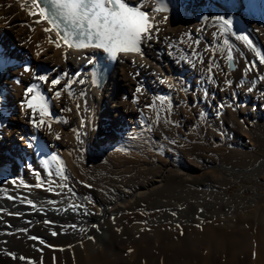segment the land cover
<instances>
[{"label":"bare ground","instance_id":"obj_1","mask_svg":"<svg viewBox=\"0 0 264 264\" xmlns=\"http://www.w3.org/2000/svg\"><path fill=\"white\" fill-rule=\"evenodd\" d=\"M222 1L224 0H211L213 3L208 0H143V10H149V16L155 17L152 21L155 28L152 38L142 42L141 53L120 52L112 57L102 49L91 46L86 48L68 47L60 40L61 47H57L59 59L56 64L59 66L60 74L64 75L65 83H70L73 86L77 98L78 110L76 111H79V114L71 120L78 127L75 128L76 132L59 126L61 130L58 135L62 134V143L55 137L54 126L56 125L53 123L52 116L35 115L33 117L31 110L22 108V113L18 117L22 123L21 126L14 122L7 123L8 113L14 110L10 94L19 96L20 99H28L26 89L34 85L31 78H25V88H20L19 92L16 91L17 87L14 86L12 88L14 91H12L6 85L10 75L16 73L19 63H24L26 60L19 47L25 46L34 49L40 46L36 42L29 43L26 28L33 26L38 37L47 38L54 45L58 40L57 29L53 28L50 32L44 31L45 28L52 26L47 20H40L39 8L35 4L38 3L39 7L49 9V13L51 6L48 0H0V197L9 199L11 196L13 199L9 200L13 203L25 205L24 208H18L15 205L0 204V264H126L129 257L125 252L130 248H135V253L131 256L132 259H135L134 264H142V262L145 264H264V192H255L253 198L249 195L243 196L244 207L239 214L243 230L237 227L244 234L252 225L253 220H256L260 225L262 243L252 242L249 246L248 242L251 238L237 237L238 234L235 233L237 229L232 228L236 227L233 224L230 230L227 229L228 227L226 229L217 227V229L208 221L200 224L199 219L196 220L192 217L185 224H176L182 214L192 216L198 208H201V200L214 194L211 189L216 188L215 185L219 182L221 183L224 173L235 180L242 178L263 181V156L253 159L251 155L244 153L232 156L228 160L225 159L226 163H219L218 157L214 156L215 154H210L208 146H205L201 152L206 164L201 166L196 164L197 162L188 161L187 163L185 160L175 164L177 161L173 163L174 160L171 161L169 155L158 160L160 158L154 157L155 151L149 157L137 160L139 156L138 158L135 156L137 159L135 157L133 159L130 157L131 155L125 156L128 152L120 155L115 150L119 156L114 157L111 150L105 146V139L115 138V136L117 140L121 139L117 134H113L111 128L124 132L121 126L123 125L121 114L128 107L126 99H123L125 93L124 97H121L124 86H134L141 82L147 83L152 87L154 96L158 99L165 96L168 87L166 84L170 80L173 83L187 84L188 87L192 85V89L195 90H198L200 85L203 87L204 81L201 77L203 65L200 67L186 61L190 56L189 52L188 54L186 52L183 60L174 56L170 46L167 47L168 38L189 34L193 36L194 40L206 42L210 46H217V41L213 39L209 31L212 17L217 15L216 11L212 9L215 5L220 8L218 16L219 14L220 17L227 16L230 21L235 18L237 13L251 12L257 15L256 18L261 21L260 28L264 29V0H237L233 3L234 6L222 4ZM126 2L131 6H136L139 0H126ZM161 2L166 5L165 11H150ZM200 5L208 6L201 8ZM239 5L240 9H237ZM29 9L35 11L37 15H30ZM172 17H178L186 22L182 20L179 24H174ZM19 21L20 24L23 22L25 26L20 25V28L14 26ZM241 24L243 23L241 22ZM256 26V23L253 22L248 26L245 25L244 28L254 33ZM61 28H63V24H61ZM232 28L231 25V30ZM237 30L235 28V31ZM207 37L208 40L205 41ZM233 37L224 39L228 43L226 48L222 46L218 55L227 54L228 56V52L231 50L234 65L233 76L241 79L244 76L243 68H245L247 56L245 58L243 49H240L241 51L237 49L238 44L236 43L239 40L234 42ZM224 41H220V44L225 45ZM186 45L188 47V44ZM204 57L208 63L212 61V56L210 57L208 53L205 54V51ZM41 60L47 61L46 59ZM221 61L223 60L215 61L217 67ZM212 62L214 63V61ZM103 63L108 67L105 71L98 68L102 67ZM224 68L226 69V66ZM223 72L224 70L221 73L218 72L219 83L224 81ZM139 86L140 84L138 88ZM204 87H207V84ZM222 87L211 86L209 89L211 94L207 95V98L200 97L212 115L217 113L216 109L222 102L226 99L229 100L234 94L233 90L228 91ZM236 89L241 98L235 99L234 103L237 106V112L242 113V119L245 121L242 128L236 131L235 138H238L239 134L245 135L244 132H251L253 129L248 123L254 122L264 113V95L259 91H246L240 87H236ZM243 104L247 106L243 107ZM113 112L117 114L119 124L115 122L105 126V122H102L105 119L104 116ZM33 118L37 122L43 119L44 124L39 128L36 127L32 123ZM71 122L67 125L69 128L72 127H70ZM216 126L218 125L216 124ZM16 132H20L23 142H19V148L16 147V149H14V145L13 147L11 145L9 153H6L8 145L15 142ZM70 132L75 133L72 134L73 137L69 135ZM101 135L105 136L104 140ZM8 136L11 138L10 143L6 142ZM159 136L161 137V135ZM235 138H232L233 143L238 145L242 143L240 138L238 140ZM249 143L246 145L242 143V146L250 150ZM59 144L67 147L66 155L62 152L59 153L56 149ZM52 150H55V153ZM150 150L143 149L145 152ZM212 151L214 152V150ZM137 154L134 153V155ZM187 167L191 173H186ZM58 170L62 174L57 175ZM221 170L224 173H221ZM215 172H220V175ZM80 179L85 182V185L76 184L77 181L81 182ZM38 184L42 187H36ZM250 188L253 189L254 186ZM221 189L218 194L224 199L226 194ZM146 193L151 195L154 193V204L150 207L138 205L136 210L139 212L150 208L153 210L152 214L149 212L152 218H147L144 213H139L135 218H133L134 216L131 219L123 218L126 219L124 221L110 219L109 222L99 223L103 229V233L100 234L102 247L98 257L91 256L88 250L94 241L92 239L90 242L79 241L80 237H75V235H79L73 233L75 227L94 231L99 226L90 225L87 221L100 220L106 213L110 214L116 209L121 211L122 205L129 204ZM28 200L35 204V208L27 204ZM57 201H64L65 206H69L71 209L77 208L79 211L67 214L61 208L54 207ZM45 209L49 212H46ZM173 212L175 215L172 214ZM182 217L184 218L183 215ZM45 221L50 223H45ZM81 222L83 223L80 224ZM28 223H30L29 227ZM224 223H227L226 226L231 224L228 225V220H225ZM24 229L27 231H23ZM50 230H56L57 234L54 239L52 238L50 245L45 246L39 242V239L43 240L44 233H48ZM30 237L39 239L33 240ZM137 239L141 242L139 245L134 244ZM249 249L250 254L246 252ZM9 253H14L16 258L14 259ZM20 256L29 259L20 260Z\"/></svg>","mask_w":264,"mask_h":264},{"label":"rangeland","instance_id":"obj_2","mask_svg":"<svg viewBox=\"0 0 264 264\" xmlns=\"http://www.w3.org/2000/svg\"><path fill=\"white\" fill-rule=\"evenodd\" d=\"M236 1L237 0H224L222 1V4H225V5L228 4L229 6L231 5L234 6L235 4L233 3H235ZM208 2H211V0H208ZM207 6H201V8L202 7L205 8ZM212 9L216 11L217 15L215 17H220V14L218 16V13H220L219 12L220 8L217 7V5H215L213 6ZM237 9H240V5H239V8ZM215 17H212L211 26L209 27L210 28L209 31H210V35L213 36V39L217 41V44H216L217 46L215 45L210 46V45H207L206 42L203 43L202 41L194 40L193 36L189 34L187 35L185 34L180 37H170L167 39V44H168L167 47L170 46L169 48L174 56H177L183 60V56L186 55V52L187 54L189 52L190 56L188 57L186 61L188 62L190 61L191 64L198 65L200 67L203 65L201 67L202 68L201 77L204 81L203 87L200 85L201 88L199 87L198 90H195V89H192V85L188 87L187 84H181L177 82L173 83V81L170 80L168 81V84H166L168 87H167L165 96L161 99H158L156 96H154L152 87L149 86L147 83H144V82L139 83L140 84L139 88H138L139 84L138 85L134 84V86H129V87L124 86L123 96L121 97H124V93H125V97L123 99H126L127 106H128L126 107V111L123 114H121L122 115L121 120L123 122V125L121 126L123 127L124 132L118 131L114 128H113L114 129L113 131V129L111 128L113 134L114 135L117 134V136H120L121 139L123 137L124 141L121 139L117 140L116 136L115 138L111 137V139L109 138L106 140L105 136L101 135V138L103 140L105 139L106 141L105 142V146H107L106 148L107 149L109 148L111 150L112 156L118 157L119 154L121 155L124 152L125 153L128 152L125 156L131 155L130 157H132L133 159L135 156H137V158L139 156L138 159L135 157L137 160H139L142 157L143 158L149 157V155L155 151L153 154L156 159L160 158L158 160H161L165 158L166 155H169L171 158V161L174 160L173 163L177 161L175 164H179L181 163L182 160H185L187 161V163L188 161L192 163L197 162L196 164L203 166L206 164V160L203 157V153L201 151L203 148H205V146H208L209 148L208 151H210V154L211 153L215 154L214 156L218 157L217 158L218 160L217 159L216 160L219 163H226V160H228L232 156L234 157L238 155H243L244 153L251 155L253 159H258L262 156L264 157V113H262L254 122H251L252 124L248 123L250 127H252L253 129L251 132L250 131H248V133L244 132L246 136L239 134L238 138H235L237 134L236 133L237 129L239 128L241 129L242 124L245 123V121L242 119V113L237 112L238 111L236 108L237 106H235V103H234L235 99L241 98L239 94L237 93L236 87L237 88L240 87V89L242 90L244 89L246 91H259L264 95V29L260 28L259 24H261L260 23L261 21H259L256 18L257 15L252 14L251 12H247V13L244 12L242 14L237 13L235 18L231 20L233 21L231 22L232 23L231 25L233 26L234 29L232 28V30L230 29V32H226V33L222 32L221 26H220L221 22L214 19ZM177 18L178 17H175V18L172 17V20H173L172 22L174 24H179L183 20V19H179V18L177 19ZM226 19L230 20L228 17ZM241 22L243 24H241ZM253 22L254 24L256 23L257 26L259 25L258 27L256 26V31H254V33L244 28L245 25L248 26L249 24ZM20 25L25 26L23 22H21L20 24V21L18 24L17 23L14 24V26H18L19 28H20ZM235 28L236 30L237 29L238 30L235 31ZM26 30L28 33L27 39L29 40V43L31 44L32 42H36V43H39L40 46L35 47L34 49L31 47L27 48L25 46L19 47L20 52L22 53L23 57L26 58V60L24 61V63H21V62L19 63L16 73H12L10 75L8 82H6V85H8L7 87L11 89L12 91H14L12 89L14 86L17 87L16 91L19 92L20 88L21 89L25 88V78H31L34 81V85L31 86L33 87V93L27 94L26 96L30 97L31 95H35L36 93L39 92L46 97L47 105H48V112L50 113L49 116H52L54 118L53 123L56 125L54 126L55 127L54 134H56V136L55 135L53 136L61 140V142L63 143L62 134L59 133L58 135V132L61 130L60 127H64L69 130L72 129L71 131H74L75 128L76 129L78 128L76 124L74 125L73 121L71 122V120L76 115L79 114V111H76L78 110L77 98L75 97L72 84L65 83L64 75L60 74L59 72V66L56 64L58 63V59H59L57 55V47L54 44H52L51 40L50 42L49 40H47V38H44L41 36L38 37V34L36 33V29L33 26L27 27ZM257 30L258 31L262 30V31L258 32ZM230 36L235 37V38L233 37L232 39L234 42L235 40H239L237 41L238 43H236L238 44L237 49L239 51H241L240 49H243L242 51H244L245 53V58L247 56L246 59L249 61L248 62L246 60V65H244L245 68H243L244 76L241 79L240 78L237 79V77L234 78L233 76L234 71L230 70L227 64L228 63L227 54L224 56L218 55L220 54L218 52H221L222 46L226 48L225 47L226 44L225 45L220 44V41L222 40L224 41L225 38L227 39V37H230ZM242 37H247V39H242ZM207 40H208V37L205 39V41ZM189 41L191 42V44ZM186 44H188V47ZM205 44L206 46H204ZM204 51H205V54L208 53L210 57L212 56L211 58H212V61H214V63L212 61H210V63H213V64H210L208 63V61H206L204 57ZM224 52H226V50H224ZM37 53H39V55ZM41 59H46L47 61L41 60ZM218 59L223 60L220 63V65L222 66L219 65L217 67V63L215 61H218ZM206 63L207 65H205ZM214 65H216V67H214ZM224 65L226 66V69L224 68L225 67ZM220 67L222 68V70ZM216 70L217 72H215ZM219 70L221 71L224 70L223 72L224 81L222 80L223 82L221 83H219L220 81L217 80L218 79L217 75L221 73V71ZM40 75H46L48 77V82L40 81L38 79ZM52 79H59L60 84L57 86L51 85L50 81ZM205 84H207L208 88L204 87ZM215 85L221 86V87L223 86L222 88L224 89L226 88V90L228 89V91L233 90L232 93L234 94L232 98H230L229 100L226 99L227 100V101L225 100L226 102L224 101L222 102V104L219 105L218 109H216L217 113L215 112L217 115L216 114L212 115L210 110H208L205 107L200 97L202 96V97L207 98L208 97L207 95L211 94L209 90L210 87L215 86ZM136 87L137 89H139V91H137ZM202 88L203 89L205 88L204 91ZM57 90L60 92L59 96L55 94ZM10 95H11V100L13 101L14 110H11L10 111L11 113L10 112L8 113L7 123L14 122L20 125L22 123L18 117L20 116L19 114L22 113V108L27 109L26 103H25L27 98L20 99L19 96L16 97L12 93ZM246 106H247L246 104H243V107H246ZM36 115L40 116L39 110L37 111ZM116 115L117 114L113 112L110 115H107V116L105 115L104 121L102 120L100 121L105 122L104 124L105 126H109L111 123L117 122ZM15 116L16 118H14ZM70 122L71 124L73 123L72 125L70 124V127L74 126L73 127L74 129L72 127L69 128V126H67L69 125L68 123ZM219 123H220V126H219ZM117 124L119 123L117 122ZM216 124L218 126H216ZM76 131L77 130H75V132ZM155 131L156 132L158 131L159 134L156 133ZM72 134L74 135L75 133L73 132L69 133V135L73 137ZM159 135H161V137ZM250 135L252 136L250 137ZM20 137H21L20 132L19 133L16 132V135H14L15 142L14 143L12 142L10 146L8 145L6 153H9L10 151L9 149L11 148V145L12 147L14 145V149H16V147L19 148L18 147L19 142L20 143L23 142ZM232 138L233 139L235 138L237 140L240 138L241 139L240 141L242 143H245V145L246 143L250 142L249 145L251 146L252 149L251 148L250 150L245 149L244 146H242V143L239 145L233 143ZM247 139L249 140V142ZM10 141H11V138L10 136H8L6 138V142L10 143ZM136 145L138 146L140 145V146L137 147ZM56 149L59 151V153L62 152V153H65V155L67 154L66 152L67 147H65V145L63 144L57 145ZM143 149L144 150L151 149V150L149 151L150 152L149 153V152L143 151ZM115 150L119 154H117ZM212 150H214V152ZM53 152L55 153V150ZM134 153L135 154L140 153V154L134 155ZM218 154H220L221 156L219 157ZM190 171L191 170L188 169L187 167L186 173H191ZM221 171H222L221 173H224L223 170ZM215 173L220 175L219 174L220 172L218 173L215 172ZM222 175H224L221 178L222 184L219 182L217 185H215L216 188L211 189V191H214V194L213 195L211 194L207 198H204L201 200L200 202L201 208H198V210L195 211L196 213L194 212L192 216L191 215L189 216L185 213L182 214L184 218L181 215L179 217V221L176 222V224L177 225L185 224L191 220V217L195 218L196 220L199 219L200 224H204L206 221H208L212 223L216 228L218 227L219 229L220 228L226 229L228 227L227 229L230 230V228L232 227L231 225L233 224L236 227H232V228L237 229V231L234 229L235 233L238 234L237 237L243 238L244 236V238H247V237L251 238L250 241L248 242L249 246L251 245L252 242L258 241L262 243L263 238H262V233L259 227L260 225L258 224V222L256 220H253V223L248 229V231H246V233L243 234L242 233L243 229L241 226L242 224L240 223L241 219H240L239 214L241 213L242 208L244 207L243 196L249 195L251 198H253L252 196L255 194V192H258V191L264 192V180L263 181L255 180V179L247 180V179H242V178L239 180H235L233 177L229 176L228 174L224 173ZM80 181L81 182L77 181L76 184L85 185L84 181H82L81 179ZM251 186H254V188L253 189L250 188ZM220 188H222L221 190L224 192V194H226L225 196L226 198L224 199L221 198L220 195L218 194L220 191ZM153 194L154 193H152V195L150 193H146L144 194V196L143 195L141 196L143 198L139 197L135 199L136 201L133 200L129 204L122 205L121 207L122 212L119 209H116L114 210L115 212L113 211L110 213L111 216H109L110 215L109 213H106L103 217H101L102 218L100 219L101 221L100 220L87 221V223L90 225L94 224L95 227L99 226V228L95 229L94 231L90 229H82V228L80 229L79 227H75L74 232L73 231L72 232L75 234L77 233V235H79V236L75 235V237H80L79 241L85 240V242H88V241L90 242V239H92V241L94 242L90 244L91 247L89 248L88 252L90 253L91 256L98 257L100 255V251L102 247V244H101L102 241L100 239V234L103 233L102 225H99V223L102 224L103 222L104 223L109 222L110 219L124 221L126 219H131L133 216H134L133 218H135L136 215L137 216L139 215V213L140 214L144 213L146 215V216L144 215L145 217L152 218V215H151L153 212L152 209L147 208L143 211L140 210L141 212L140 211L138 212V210H136V206L138 205L148 206V207H150V205L152 206L154 204ZM145 196L147 198L149 197V199H147ZM0 204L8 205V206L15 205L18 208L25 207L24 204H20V203L15 204L11 200L6 199V198H1V197H0ZM54 207L61 208L67 214L79 211L77 208L71 209L69 206H65L64 201H57V204L55 203ZM45 210L46 212H49L47 209ZM149 212H151V214ZM123 218H126V219H123ZM225 220H228V225L229 223L231 224L229 226H226L227 223L226 224L224 223ZM82 223L83 222H81L80 224ZM27 226L29 227L30 223H28ZM237 227H239L242 230H240ZM55 231L56 230H53V231L50 230L48 233H44L42 238H43L45 246L50 245V242L55 238V235H52V233ZM48 239L49 240L51 239V240L47 241ZM140 243L141 242L139 241V239L134 241V244L136 245H139ZM134 251H135V248H130L125 252L127 257H129L130 259V261L129 259H127L126 264L135 263V259L131 258L133 253H135ZM246 252L250 254L251 251L249 249V250H246ZM142 264H145V263L142 262Z\"/></svg>","mask_w":264,"mask_h":264},{"label":"snow or ice","instance_id":"obj_3","mask_svg":"<svg viewBox=\"0 0 264 264\" xmlns=\"http://www.w3.org/2000/svg\"><path fill=\"white\" fill-rule=\"evenodd\" d=\"M48 3L51 6V13H49V9L39 7L38 3L35 6L39 8L40 20H47L52 26L45 28L44 31L50 32L53 28L57 29L58 40L55 41V46L58 48L61 47L60 40H62L68 47L86 48L91 46L102 49L105 53L115 57L120 52L141 53L142 42L151 39L153 36L155 26L152 21L155 17L149 16V10H143V0H139L136 6H131L126 0H48ZM165 10L166 5L162 2L150 9L152 12ZM29 14L37 15L31 9H29ZM214 19L221 22L222 32L230 31V20L224 17H215ZM62 23L63 28H61ZM242 39H247V37H242ZM224 43L227 44L228 41L225 40ZM37 54L39 55V53ZM227 58L232 61L231 50H229ZM38 79L48 82L46 75H40ZM50 83L57 86L60 84V80L52 79ZM26 93H33V87H28ZM55 94L59 96L60 92L57 90ZM25 103L27 109L31 110L33 117L38 110L41 117L50 114L46 97L39 92L31 95ZM32 123L39 128L44 124V120L40 119L37 122L33 118ZM56 174L62 173L58 170ZM36 187H42V185L38 184ZM9 199H13V197L10 196ZM27 204L35 208V204L31 200H28ZM172 214L175 215L174 212ZM45 223L50 222L45 221ZM23 231L27 230L24 229ZM56 234L55 232L52 233V235ZM30 239L37 240L39 238L30 237ZM39 242L44 244L42 239H39ZM9 255L14 259L16 258L14 253H9ZM19 259L26 260L29 258L20 256Z\"/></svg>","mask_w":264,"mask_h":264},{"label":"water","instance_id":"obj_4","mask_svg":"<svg viewBox=\"0 0 264 264\" xmlns=\"http://www.w3.org/2000/svg\"><path fill=\"white\" fill-rule=\"evenodd\" d=\"M228 67H229L230 70L234 69L233 61H229L228 60Z\"/></svg>","mask_w":264,"mask_h":264}]
</instances>
